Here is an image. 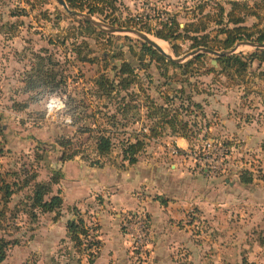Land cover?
<instances>
[{"label": "rangeland", "instance_id": "obj_1", "mask_svg": "<svg viewBox=\"0 0 264 264\" xmlns=\"http://www.w3.org/2000/svg\"><path fill=\"white\" fill-rule=\"evenodd\" d=\"M173 2L141 0L137 8L130 9L118 0L116 10L109 5L106 8L101 3L99 5V8H102L101 13L91 15L87 10L83 12L105 25L135 28L147 33L151 38H156L154 33L161 28V23L168 22L172 17H176L180 22V28H183L186 23L194 19L198 20L207 12L219 13L217 8L220 5L225 6L227 11L230 10L232 3L235 2L241 5L236 10V14L245 19L242 25L250 28L249 31L264 29V0ZM201 7H205L202 13ZM255 12L257 15L254 14ZM139 20L141 21L139 26H127L128 22ZM217 20L222 23H208L204 20L203 24H199V20L196 21L201 27H208L207 32L210 36L205 41L215 46V50L220 47L218 38H224L217 33L218 29L226 25V15L217 17ZM84 21L81 17L69 14L56 0H0V212H2L0 236L11 242L8 247L7 264H81L83 251L87 255L88 262L93 255V261L96 260L100 246L93 247L91 251L83 250L84 247L80 250L74 243H72L73 247L62 240L58 247L51 249L50 253L42 254L41 248H31L29 241L39 243L40 217L43 216L45 221L50 222L56 217L60 218L62 214L61 211L34 213L29 208L27 196L31 193L36 180L49 179L50 163L59 160L62 153V149L57 144L61 137L71 138L72 148L81 151L85 161L91 164L98 158L94 151L96 130H110L109 134L115 143L111 153L113 157L121 156L122 140H133L137 136L142 138V132L150 134L154 119L148 118L145 104L151 99L159 105L169 106L171 113L179 115V118L188 120L191 124L196 122L197 126H193L195 138L190 142V147L182 152L173 143H169V137L174 135L167 128L159 138L147 139V146L140 156L145 157L146 160L156 158L157 163H164L168 168L174 163L170 157L178 156L184 168L204 173V169L210 166L205 157L212 153L217 155V149L221 144L228 155L223 170L211 174L213 180L223 183L225 179H231L236 173L240 177L246 170L250 171L252 168L258 176H261L263 159L255 152L245 155L241 151L238 153L237 150L232 149V151L231 146L239 148L240 143L226 146L227 141L221 139L215 130L209 131L208 128L207 131L205 123L212 116L210 119L203 116L200 110L190 105V102L205 104L209 98L216 99L217 95L229 93L237 96L241 107L247 110L245 114L243 113V118L245 119L246 115L248 119L252 117L264 128V62H250L247 72L242 75L233 72L229 75L226 71H221L220 64L217 73H207V68L211 65L215 66L213 60L217 58L211 54H207L201 62L190 66L188 72L175 67L165 68L143 52L144 41L137 35L109 33L93 23L94 27L85 26ZM257 36L258 33L255 38ZM163 41L168 46L169 54L175 58L197 49L190 48L192 42L189 39L174 40L172 44ZM242 41L251 40L238 42ZM173 44L180 46L181 55L175 54ZM45 50L58 62L59 65L54 68L66 79L63 90L57 93L66 96V108L55 116L48 115L46 109L48 98L54 94L39 95L33 102L30 99L36 95L25 94L24 84L20 83L31 65L38 64L39 60L34 55ZM260 50L263 51L264 48L243 44L234 54L240 55L243 60H248L250 54ZM78 52L80 56L77 55ZM81 58H96V62H86ZM192 58L193 56H190L182 63ZM123 62H129L133 67L134 74L130 78L136 77L135 81L128 90L116 89L110 97H101L99 93L102 91L96 84L97 80L104 75L115 84L119 83L124 77L117 75V68L119 69ZM17 84L20 87H17ZM122 99L130 101L131 106H134L132 110L129 109L130 113L127 117L121 113L124 104ZM29 100L30 106L21 109L20 107ZM157 115L160 113L158 112ZM88 127L96 129L93 134L77 131L78 128ZM14 141L18 143L13 144ZM254 145L264 147V139ZM173 150L176 153H173ZM34 175L36 179L32 182L30 180ZM212 176L208 179L212 180ZM208 185L214 184L209 182ZM7 186L9 190H13L11 197L6 195ZM212 186L209 187L212 199L205 208L206 213L203 214V211L194 205L187 215V223L176 224L182 231L189 232L191 241L178 244L172 253L164 256L157 257L153 254L155 244L149 215L146 214L149 233L143 249L137 244L139 226L134 220L136 216L134 213L126 212L121 219V229L127 237L129 264H156L157 258L161 259L160 264H237L238 261L243 264L244 260L247 261L246 264H264V247L260 249L257 244L262 229L243 239H239L238 235L235 236L231 228L232 203L226 200L221 212L223 217L219 216L220 220L217 221L215 215L217 206L214 201L216 191ZM141 211L143 210L138 212ZM143 212L145 214V211ZM90 221L92 222L89 223L90 228L97 226L93 217H90ZM233 221H236L235 218ZM239 242H243L244 245H241L240 250L237 248ZM235 246L240 253H233ZM248 248L252 249L249 251L251 254H248Z\"/></svg>", "mask_w": 264, "mask_h": 264}, {"label": "crops", "instance_id": "obj_2", "mask_svg": "<svg viewBox=\"0 0 264 264\" xmlns=\"http://www.w3.org/2000/svg\"><path fill=\"white\" fill-rule=\"evenodd\" d=\"M140 1L120 0L130 9L137 8ZM167 1L174 3L173 1L179 0ZM17 87L20 85L17 84ZM239 102L237 96L226 93L217 95L216 99L209 98L202 105L205 116L209 119L212 116L208 121L209 131L215 130L221 139L232 145L240 143L239 148L233 145L231 150H237V153L241 151L245 155L255 152L263 159L261 176H258L253 168L248 170L253 176L251 183H242L241 175L239 177L237 173L231 179H225V182L220 183L221 181L213 180V176L206 171L200 173L184 168L178 156L170 157L174 163L168 168L164 163H157L156 158L146 160L140 155L138 162L130 165L122 160V156L113 157L111 154L100 156L95 151L98 157L95 161L99 160V164H90L85 161L83 153L65 162L61 160V153L59 160L51 162L50 167L61 169L63 173L59 184L53 186L54 193L60 192L63 198L62 215L50 222L41 216L39 243L29 241V246L34 249L41 248L42 254L50 253L62 240L73 246L67 232L68 221L82 218L89 224L92 223L90 217H93L100 240L99 255L90 263L83 249L81 264H129V248L127 237L121 229V219L126 212L135 213L143 210L152 220L151 234L155 244L153 254L157 257L164 256L172 253L178 244L191 241L189 232L182 231L176 224L187 223V215L194 205L203 211V214L206 213L205 208L212 199L209 194L211 190L209 187L212 185L209 186V182L214 184L212 187L216 191L214 201L217 209L219 208L218 210L215 208L217 221L220 220L219 216H222L224 201H230L231 228L235 236L243 239L259 229H262L259 233L264 236V147L254 145L264 139V128L252 117L248 119L246 115L245 119L243 118V113L245 114L247 110L243 109ZM173 135L169 137V143H173L180 151L184 152L190 147L187 139ZM185 164L187 165V162ZM209 176H212V180L208 179ZM160 198L167 200V204L163 205ZM218 212L220 213L217 214ZM234 218L237 222L233 221ZM259 242L258 247L262 249ZM242 243L239 242L237 245L239 250L244 246ZM237 248L233 247V253H240ZM252 249L248 248V254H251L249 251ZM7 263L8 256L0 264ZM160 263L161 259L157 258L156 264Z\"/></svg>", "mask_w": 264, "mask_h": 264}, {"label": "trees", "instance_id": "obj_3", "mask_svg": "<svg viewBox=\"0 0 264 264\" xmlns=\"http://www.w3.org/2000/svg\"><path fill=\"white\" fill-rule=\"evenodd\" d=\"M69 8L71 10L85 11L87 10L89 14L94 15L102 12V8H99V5L102 3L106 6H113L114 10L117 9L116 3L118 0H66ZM240 4L233 2L230 10H226L225 6H218V12H207L201 16L199 20V24H203L204 20L209 22H215L217 24L222 23L220 20H217V17L226 15V25L220 29H218L217 35H223L224 38H218L220 43V47L217 50L229 49L232 48L238 41L240 40H251L260 43H264V29L258 28L256 31H249L250 28L242 25L245 22V19L242 16L236 14V10L240 8ZM107 8V7H106ZM105 8V9H106ZM201 13L205 7H201ZM255 15L256 12L254 13ZM260 15V14H258ZM109 17L108 15H106ZM196 17V16H194ZM204 19V20H202ZM192 20L184 25L183 28H180V22L176 19V17H172L168 22H162L161 28L158 29L154 34L155 36L161 38L162 40L168 41L169 43H173L174 40L178 39H189L192 44L190 46L191 49L199 48V47H207L216 49L215 46H212L207 41L210 34L207 26L201 27L198 25L196 21ZM133 21V20H132ZM128 22L127 26H139L141 21L138 22ZM85 26L94 27V25L89 21H84ZM256 27V25L254 26ZM150 32V31H148ZM256 33L258 36L255 38ZM173 51L177 56L181 55L179 50L180 46L178 44L172 45ZM142 50L144 53H147L151 56V58L155 59L158 63H160L163 67H175L178 69L184 70V72L189 71V67L201 62L202 59L207 55L206 53H200L193 56L192 59L188 60L186 63L175 62L168 59L166 56L161 54L155 48L147 44L143 43ZM45 52V53H44ZM44 52L37 53L34 55L35 58L39 60L38 64L33 63L31 68H29L22 82L24 84L23 92L30 93L36 95L35 97H31V101H36L39 95H47V94H57L63 90V87L66 85L65 76L61 74L59 70H56V66H58V62L54 59L51 53H48L47 50ZM80 56V52L77 53ZM81 60L86 62L95 63L96 58H81ZM218 64H220L221 71H226L229 75L233 72L237 75L245 74L249 68V63L254 61L264 62V50L255 52L249 55L248 60H243V58L238 54L226 55L223 57L216 58ZM49 65V66H48ZM55 67V68H54ZM117 75L119 77H124L120 80L119 83L115 84L113 80L107 78L106 76H101L96 84L98 88L102 91L99 94L101 97L111 96L116 89L128 90L129 86L135 81L136 77L130 78L134 74V69L130 65L129 62H123L119 69L117 68ZM207 73H217L218 70L215 66L211 65L206 70ZM30 100L23 104L20 108L27 109L29 107ZM72 100V98H71ZM124 103L121 108V113L127 115L130 113V110L134 108L131 106L130 101H126L122 99ZM190 105L197 108L201 111V114L205 116V112L201 103L190 102ZM146 109L148 110V118L154 119L153 125L150 127V134H146L142 132V138L139 136L135 137L133 140H122L121 141V156L122 160L126 161L130 165H134L139 160V155L142 151L145 150L147 146V139L156 138L163 134V131L167 128L170 129L172 134H176L187 139L189 142L195 138V132L193 126H197V123L194 122L191 124L188 120L179 118L177 114L171 113V108L165 104L159 105L153 99L145 104ZM131 108V109H130ZM130 109V110H129ZM189 110V106H187ZM76 110V109H75ZM190 111V110H189ZM76 112V111H75ZM160 115H157V113ZM191 112V111H190ZM206 117V116H205ZM79 119V118H78ZM125 126V124H123ZM209 127V123H205V128ZM202 129V127H201ZM95 128H78L77 131L80 132H93ZM200 130V129H199ZM97 135L95 136L94 141V151L100 156H108L114 150L115 143L113 138L109 134L110 130L108 129H99L96 130ZM57 142V141H56ZM58 146L62 149L61 160L63 162L74 159L77 155L82 152L72 148L73 140L71 138L61 137L57 142ZM226 146H231V143L227 142ZM38 157V156H37ZM93 164H99L98 161H93ZM50 177L48 180H40L35 181L36 176L34 175L30 181H35L33 184V189L31 193L27 196L29 202V208L36 213L37 211L41 213H59L63 207V198L60 194L54 193L53 186L59 184L61 179L63 178V173L61 169H53V172L50 171ZM253 181V176L247 170L241 174V182L248 184ZM12 189L9 190V186H7L6 195L11 197ZM160 201L163 205L167 204V200L164 198H160ZM75 212H77L75 210ZM2 212H0V216ZM0 219H2L0 217ZM57 220V217L55 218ZM1 226V222H0ZM91 228L93 230H91ZM89 227V224L85 222L84 219L77 218L76 220H69L67 223V232L70 240L75 244L76 247H84V250L91 251L93 247L99 248L100 240L98 239V233L96 230L97 226ZM93 231V232H91ZM10 241L5 237L0 236V263L6 260L8 255V247L10 245ZM15 243V242H13ZM260 243L264 246V236L261 235ZM93 254L92 252H89ZM92 257V255H90ZM93 258H91L90 263L93 262ZM246 260L243 261V264H246ZM240 264V263H237Z\"/></svg>", "mask_w": 264, "mask_h": 264}, {"label": "water", "instance_id": "obj_4", "mask_svg": "<svg viewBox=\"0 0 264 264\" xmlns=\"http://www.w3.org/2000/svg\"><path fill=\"white\" fill-rule=\"evenodd\" d=\"M69 14H71L72 16H78L83 18L85 21H89L93 24H95L96 26H98L99 28H101L104 31H107L109 33H115V32H120V33H132L137 35L140 39H142L144 42H146L147 44H149L150 46H152L153 48H155L157 51H159L161 54H163L164 56H166L168 59L175 61V62H182L185 59H187L190 56H194L200 53H206V54H211V55H215L217 57H223L226 55H232L234 54V52L237 50V48L240 45L246 44V45H250L256 48H264V43H260V42H256V41H242V42H238L233 48L229 49V50H224V51H218L212 48H207V47H199L191 52H189L188 54L179 57V58H175L173 57L171 54L167 53L161 46H159V44H157V42H155L147 33L140 31L138 29L135 28H131V27H122V26H108L103 24L102 22L96 20L95 18H93L91 15L78 11V10H71L67 4L66 0H56ZM213 64L216 66V68H218V62L217 60H213ZM77 219V218H76ZM75 219V220H76Z\"/></svg>", "mask_w": 264, "mask_h": 264}, {"label": "built area", "instance_id": "obj_5", "mask_svg": "<svg viewBox=\"0 0 264 264\" xmlns=\"http://www.w3.org/2000/svg\"><path fill=\"white\" fill-rule=\"evenodd\" d=\"M65 108L66 96L54 94L48 98L46 103L48 115L55 116L57 113L63 112ZM219 146L220 148L217 149V155L212 153L205 157V160L210 164L209 168L204 169L208 174H217L219 173L218 171L223 170L225 166L224 161L227 159L228 152H224L223 148L225 149V147L223 145L220 144ZM207 148H209V145ZM173 153H176V151L173 150ZM134 215L136 216L134 220L139 226V231L137 232V244L141 245L144 249L145 241L149 233V221L147 219L146 213L144 214L143 211L135 212Z\"/></svg>", "mask_w": 264, "mask_h": 264}, {"label": "bare ground", "instance_id": "obj_6", "mask_svg": "<svg viewBox=\"0 0 264 264\" xmlns=\"http://www.w3.org/2000/svg\"><path fill=\"white\" fill-rule=\"evenodd\" d=\"M152 39L157 42V44H159V46H161L167 53H169V49L168 46L166 45V42H164L163 40L159 39V38H155L152 37Z\"/></svg>", "mask_w": 264, "mask_h": 264}]
</instances>
